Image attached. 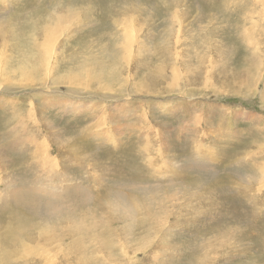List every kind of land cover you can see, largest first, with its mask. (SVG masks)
I'll return each instance as SVG.
<instances>
[{
	"label": "rangeland",
	"instance_id": "374dc122",
	"mask_svg": "<svg viewBox=\"0 0 264 264\" xmlns=\"http://www.w3.org/2000/svg\"><path fill=\"white\" fill-rule=\"evenodd\" d=\"M0 264H264V0H0Z\"/></svg>",
	"mask_w": 264,
	"mask_h": 264
},
{
	"label": "bare ground",
	"instance_id": "6f19581e",
	"mask_svg": "<svg viewBox=\"0 0 264 264\" xmlns=\"http://www.w3.org/2000/svg\"><path fill=\"white\" fill-rule=\"evenodd\" d=\"M131 41V40H130ZM129 42V41H128ZM131 43V42H130ZM136 44V43H135ZM97 127V126H96ZM95 130L99 131L101 130L103 133H105L107 136H109V131L108 129L105 127V128H102L100 126H98ZM54 165V162L52 160H49L48 162H43V169L44 171H52L54 169L53 167ZM81 242L80 241H77L75 242L72 247H71V250H72V253L76 254L79 252V246H80ZM78 255V254H77Z\"/></svg>",
	"mask_w": 264,
	"mask_h": 264
}]
</instances>
